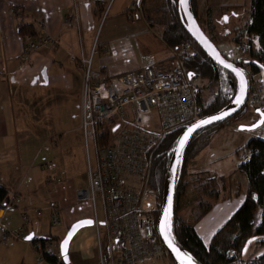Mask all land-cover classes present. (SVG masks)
<instances>
[{
    "label": "crops",
    "instance_id": "0c3cea01",
    "mask_svg": "<svg viewBox=\"0 0 264 264\" xmlns=\"http://www.w3.org/2000/svg\"><path fill=\"white\" fill-rule=\"evenodd\" d=\"M97 3L102 4L101 17L95 12ZM208 3L209 0H197L201 14L209 10ZM164 4L165 0H0V187L22 198L19 207L7 211L12 210L19 220L6 229L25 227L29 237L33 235L31 242L43 238L57 242V237L40 227L45 223L53 228L51 204L60 208L61 225L67 231L79 221L92 219L89 202L76 197L83 188L80 181L85 170L82 176L73 175L61 153H53L57 146H75L85 161L79 109L84 74L78 60L82 52L89 57L97 43L93 69L105 79L138 69L177 68L174 52L161 39V27L151 25L147 17ZM75 5L79 9L78 22L67 19ZM20 22L33 24L37 32L39 23L44 22L46 35L59 38L60 46L42 47L26 55L17 32ZM104 48L110 50L109 54L104 53ZM199 173H191L190 164L188 178ZM239 189L227 184L211 212L193 223L205 245L244 203L245 187ZM185 197L181 201L184 215ZM24 212L29 213V221ZM84 230L93 232L95 243L94 230ZM208 235L213 236L206 242ZM30 241L20 242L26 247L23 260L30 254L29 246L33 248Z\"/></svg>",
    "mask_w": 264,
    "mask_h": 264
},
{
    "label": "built area",
    "instance_id": "2783aa9c",
    "mask_svg": "<svg viewBox=\"0 0 264 264\" xmlns=\"http://www.w3.org/2000/svg\"><path fill=\"white\" fill-rule=\"evenodd\" d=\"M67 19L78 22V5ZM38 29V40L26 39V55L42 47L60 46L59 38L46 35L44 22L39 23ZM236 38L238 67L249 81L246 105L256 113L250 124L261 120L257 138L264 140V62L259 63L258 73L252 72L255 56L261 57L264 52L259 37L246 29ZM96 50L97 43L89 57L82 52L78 60L84 74L79 109L80 131L88 153L89 186L76 192L78 201H88L92 206L96 264H175L157 232L161 205L150 186L152 158L167 134L199 120V100L205 88L198 77L189 79L182 69L145 68L105 79L93 69ZM109 52L104 48L105 54ZM191 52L188 42L180 50L187 59ZM156 123L159 131H155ZM249 160L247 153L243 162ZM45 167L52 170L51 165ZM50 179L55 182L53 177ZM21 202L15 193L0 203V239L4 243L27 241L25 227L12 231L3 226L7 211L19 207ZM49 212L51 226L59 227L60 208L51 204ZM28 214L23 213L26 221ZM31 243L38 254L36 264H64L52 239H35Z\"/></svg>",
    "mask_w": 264,
    "mask_h": 264
},
{
    "label": "trees",
    "instance_id": "16d2710c",
    "mask_svg": "<svg viewBox=\"0 0 264 264\" xmlns=\"http://www.w3.org/2000/svg\"><path fill=\"white\" fill-rule=\"evenodd\" d=\"M194 14L197 16V0H191ZM95 12L101 17L104 11L102 4L95 5ZM99 17V18H100ZM151 25L161 27V39L174 52V59H178L180 66L187 74L198 77L208 95L199 100L201 112L199 119L215 114L230 104L239 94L241 86L232 72L215 65L202 49L189 36L184 19L182 18L179 0H165V4L147 15ZM248 33L257 35L264 52V0H253L251 22L247 26ZM17 32L24 42L26 39H39V34L33 24L20 22ZM204 32V30H203ZM205 33V32H204ZM239 33H236V37ZM207 36V35H206ZM235 37V41L237 38ZM190 43L193 51L189 58L180 54L181 48ZM212 42V41H211ZM215 46V45H214ZM229 61V60H228ZM239 66L238 61H231ZM264 62L263 56H255L252 72H259V63ZM245 106L236 116L208 126L197 133L187 148L178 170L176 181L175 205L170 213V233L178 246L183 249L198 264H264V140L252 139L240 150L250 156L248 163L243 162L238 172L245 179V201L233 217L215 234L210 244L205 245L193 226L188 225L181 209V201L186 196L192 181H187L191 162L206 148H208L215 133L228 124L242 118L247 112ZM176 129L165 137L152 158V174L150 186L155 191L161 205L164 182L168 173L169 163L175 144L180 134L186 129ZM238 150L237 152L239 153ZM193 181L200 182V179ZM226 186L225 177H211L195 187L198 195L190 214L194 224L202 220L211 212ZM9 200V193L0 187V203ZM253 240L254 255L245 257V250Z\"/></svg>",
    "mask_w": 264,
    "mask_h": 264
},
{
    "label": "rangeland",
    "instance_id": "374dc122",
    "mask_svg": "<svg viewBox=\"0 0 264 264\" xmlns=\"http://www.w3.org/2000/svg\"><path fill=\"white\" fill-rule=\"evenodd\" d=\"M252 6L253 0H209L207 8L209 10L201 14L199 9H197L196 3L198 20L202 25L205 34L212 41L217 50L223 55V57L229 61L237 60L238 45L235 41L236 33H240L245 30L251 22ZM176 60L178 61V66H180L179 60ZM207 95L208 89H205L204 97ZM255 115V112L248 109L241 119L232 124H228L224 128L217 131L208 148H206L191 162V173H195L198 170L200 173L187 178V181H192L189 186L188 194L184 199L186 203V206H184V212L187 213L185 214V218L188 225L194 226L190 210L192 206L197 204L198 195L195 187H197L200 182L203 183L211 177H225L227 180L226 185H233L236 190H240V187H246L245 179H243L244 177L238 172V167L242 163V158L244 157V151H241L240 149L244 147L247 142L258 137V132L256 130H252L254 125L250 124V119L255 117ZM159 130V125L156 123L155 131ZM82 142V151L85 157L84 162L82 161L79 148H76L75 146H64L61 148L60 146H57V149H54L53 153H61L66 166L73 175L82 176L84 174L83 170H85V176L82 177L80 181L81 187H83L82 189H85L89 186V180H86L88 178V153L84 140H82ZM238 150H240L239 153L237 152ZM92 159H94L93 154ZM195 179H200V182L198 183L197 181H193ZM223 187L226 188V186L222 185L221 188ZM84 203L87 202H83L82 204ZM87 205L90 216L92 217V206L90 203H87ZM18 220L19 217L14 216V213L10 210L6 215V220L4 221L3 226L4 228H7L8 224H15V221ZM40 227L44 230V232L50 231L53 236L58 238V241H54V244L56 246L55 250L60 251V245L68 233L67 228L64 225L51 228L45 223ZM36 228H39V226ZM17 229L10 230L14 231ZM219 229L215 230L212 234L215 235ZM24 235L27 240L29 238L28 231L25 230ZM213 235L206 236V242H209L207 240ZM104 239L105 235L103 233V240ZM85 243L87 247L85 246ZM251 244H253V240L249 242V245L245 250V257L253 256L255 254L254 246L252 247ZM72 246L73 247L70 248L69 254L71 264L97 263L98 251L96 249V244L94 243L93 232L84 230L79 237L74 239ZM29 247L30 254H27L23 260L22 257L24 255V251L26 250L24 244L13 240L4 243L0 239V264H36L38 254L36 250H34V247Z\"/></svg>",
    "mask_w": 264,
    "mask_h": 264
},
{
    "label": "water",
    "instance_id": "95a60500",
    "mask_svg": "<svg viewBox=\"0 0 264 264\" xmlns=\"http://www.w3.org/2000/svg\"><path fill=\"white\" fill-rule=\"evenodd\" d=\"M182 18L191 39L202 49L206 56L217 66L226 69L237 77L241 89L237 97L219 112L203 117L192 123L180 134L175 144L170 159L168 173L164 182L161 210L157 221V232L164 248L175 264H198L183 249H181L170 233V213L175 205V191L178 170L183 156L192 142L194 136L204 128L224 122L236 116L247 104L249 81L243 69L228 61L217 50L211 40L201 29L194 14L191 0H179ZM193 75L188 74L190 79ZM262 119V117H261ZM261 126V120L254 125L252 130ZM93 220L86 219L75 223L68 231L65 239L60 245V253L64 264H70V245L79 232L93 227ZM33 235L27 240L30 241Z\"/></svg>",
    "mask_w": 264,
    "mask_h": 264
}]
</instances>
